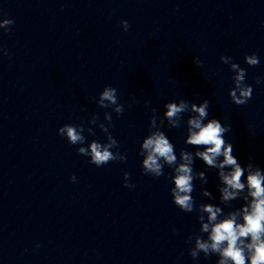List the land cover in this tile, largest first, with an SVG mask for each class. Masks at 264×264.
Segmentation results:
<instances>
[{"label":"clouds","instance_id":"obj_1","mask_svg":"<svg viewBox=\"0 0 264 264\" xmlns=\"http://www.w3.org/2000/svg\"><path fill=\"white\" fill-rule=\"evenodd\" d=\"M14 21L8 18L0 19V29L10 31ZM121 26L128 31V21L122 20ZM0 54L9 55L7 50L0 45ZM220 61L229 66L233 73V87L229 89L230 102L236 106H243L252 98L253 87L246 83L247 71L232 57L222 55ZM244 61L250 67L259 64V58L255 53L245 55ZM196 66H202L198 57L193 58ZM261 83L260 78L255 81ZM198 95V94H197ZM101 109H111L103 114V121L99 113H94L84 123H66L59 127L57 134L66 138L67 142L77 148V154L88 158V162L97 168L112 162L124 163L127 160L125 154L119 149L118 140L109 129L112 124V113L117 116L123 114L125 104L121 103L118 91L115 87L106 85L98 97H90ZM138 103L133 99L131 104ZM149 102L145 101V106ZM165 111L157 114L155 108L149 120L148 134L140 142L139 155L141 170L144 175L158 179L165 175V166L172 169L167 177L172 203L184 213H195L199 224L198 232L189 234L185 239L188 256L193 261H199L201 254L204 259L215 256V264H264V169L249 161L242 165L234 155L233 144L225 139V134L231 131L230 124H224L219 119L210 118V101L191 102L187 99L168 101L163 105ZM188 113L186 120L183 114ZM98 127L104 133L105 141L97 139L88 141L89 136H95V128ZM186 126L184 143L194 148L189 151L181 149L179 156L176 154L175 145L169 139L165 131ZM115 149V151H113ZM203 162L205 169L216 170L219 193V203L197 201L192 193L196 190V182L200 184V195L208 201L216 200L208 188L205 171L194 169L195 161ZM70 182L75 183L77 178L71 176ZM123 186L129 189L135 187L131 182V174L123 173ZM243 201L239 207L233 206V201ZM228 209V211H225ZM173 232H178L173 228ZM40 244H36L34 251Z\"/></svg>","mask_w":264,"mask_h":264}]
</instances>
